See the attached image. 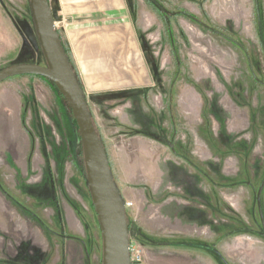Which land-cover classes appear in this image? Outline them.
Wrapping results in <instances>:
<instances>
[{"label": "rangeland", "instance_id": "374dc122", "mask_svg": "<svg viewBox=\"0 0 264 264\" xmlns=\"http://www.w3.org/2000/svg\"><path fill=\"white\" fill-rule=\"evenodd\" d=\"M159 1L163 11L129 5L150 84L85 91L141 252L135 264H264V0L258 11L256 0ZM43 55L30 0H0V72L46 65ZM86 173L55 83L2 81L0 264H102ZM261 205L264 214V189Z\"/></svg>", "mask_w": 264, "mask_h": 264}, {"label": "water", "instance_id": "95a60500", "mask_svg": "<svg viewBox=\"0 0 264 264\" xmlns=\"http://www.w3.org/2000/svg\"><path fill=\"white\" fill-rule=\"evenodd\" d=\"M34 23L46 65L20 64L0 72V83L20 75H38L55 83L71 108L80 131L88 186L103 239L102 264H133L126 205L111 173L107 150L89 110L82 85L74 71L53 16L49 0H30ZM258 207L264 225L261 195Z\"/></svg>", "mask_w": 264, "mask_h": 264}, {"label": "crops", "instance_id": "0c3cea01", "mask_svg": "<svg viewBox=\"0 0 264 264\" xmlns=\"http://www.w3.org/2000/svg\"><path fill=\"white\" fill-rule=\"evenodd\" d=\"M85 91L146 87L151 72L128 0H49ZM57 14V16H56Z\"/></svg>", "mask_w": 264, "mask_h": 264}, {"label": "trees", "instance_id": "16d2710c", "mask_svg": "<svg viewBox=\"0 0 264 264\" xmlns=\"http://www.w3.org/2000/svg\"><path fill=\"white\" fill-rule=\"evenodd\" d=\"M149 1V3L151 4V5H153V6H155L156 8H158L159 9V11H163L162 9H163V6L161 5V3H160V1L159 0H148ZM128 2H129V5H130V2H131V0H128ZM134 6V5H133ZM256 8H257V11L259 10V7H258V0H256ZM164 12H165V9H164ZM187 15L189 16V17H191V18H194L195 19V17L194 16H192V15H189L188 13H187ZM32 16H33V13H32ZM134 16V15H133ZM136 18V16H134V19ZM33 20H34V18H33ZM196 20V19H195ZM35 24V23H34ZM212 31H214V32H216V33H218V34H220L221 36H223V37H225L226 39H228L229 41H231L232 43H234V44H236V45H238V46H241L240 45V43L237 41V40H235V39H233V38H231V37H229L228 35H225V34H223L222 32H220V31H217V30H215V29H211ZM37 31V30H36ZM62 42H63V45H64V49H65V51H66V53H67V55H68V57H69V59H70V62H71V64H72V61H71V57H70V53H69V48L67 47V45L65 44V41H63L62 40ZM248 55V54H247ZM247 58H248V61H249V64H250V68H251V70H252V73L254 74V71H253V68H252V64H251V62H250V58L247 56ZM73 66V65H72ZM75 71V70H74ZM31 76H38V75H31ZM254 77H255V79H257L258 80V78H257V76L254 74L253 75ZM38 77H40V78H42V79H44V80H48V81H50L49 79H47V78H45V77H42V76H38ZM52 82V81H51ZM53 83V82H52ZM61 93V92H60ZM62 95V94H61ZM75 118V117H74ZM75 122H76V124H77V121H76V119H75ZM78 126V125H77ZM109 157V156H108ZM110 163V162H109ZM110 168H111V165H110ZM264 183V179L262 180V183H261V185H260V187L262 186V184ZM260 187H259V189H260ZM264 189V188H263ZM262 193H263V191H262ZM258 197V196H257ZM261 197H262V195H261ZM264 215V214H263ZM126 216H127V213H126ZM260 218H261V216H260ZM261 221V220H260ZM262 222V221H261ZM262 226H263V229H264V225H263V222H262ZM101 230V229H100Z\"/></svg>", "mask_w": 264, "mask_h": 264}, {"label": "built area", "instance_id": "2783aa9c", "mask_svg": "<svg viewBox=\"0 0 264 264\" xmlns=\"http://www.w3.org/2000/svg\"><path fill=\"white\" fill-rule=\"evenodd\" d=\"M130 254L133 264L141 261V252L139 249H136L135 244L130 242Z\"/></svg>", "mask_w": 264, "mask_h": 264}]
</instances>
